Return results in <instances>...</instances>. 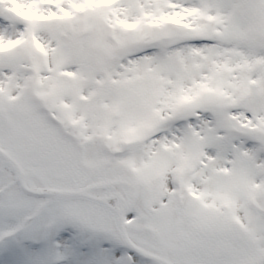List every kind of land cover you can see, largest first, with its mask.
<instances>
[{"label": "snow or ice", "instance_id": "obj_1", "mask_svg": "<svg viewBox=\"0 0 264 264\" xmlns=\"http://www.w3.org/2000/svg\"><path fill=\"white\" fill-rule=\"evenodd\" d=\"M0 264H264V0H0Z\"/></svg>", "mask_w": 264, "mask_h": 264}]
</instances>
